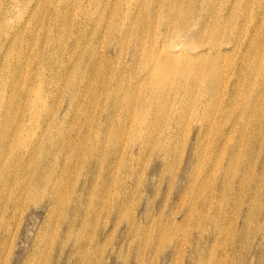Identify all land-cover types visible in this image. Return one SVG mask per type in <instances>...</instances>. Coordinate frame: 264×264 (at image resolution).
Masks as SVG:
<instances>
[{"label":"rangeland","instance_id":"1","mask_svg":"<svg viewBox=\"0 0 264 264\" xmlns=\"http://www.w3.org/2000/svg\"><path fill=\"white\" fill-rule=\"evenodd\" d=\"M2 1V11L4 10L3 13L6 14L3 17L2 11L0 12V54H4L0 55V85L3 84L2 86L7 91L15 90L16 94L24 93L23 90L28 86L32 89L28 94L34 95L35 89L39 88L44 101L41 102L43 105H40L38 112H31L29 108L25 107L22 138L18 139V144L14 143L8 147L9 149H0V165L12 166L14 169V173H9L3 180L0 176V180H2L0 183V264H32V257L35 258L37 254L39 255V249L36 250L37 252L35 249L39 246L38 239L43 232L36 234L39 229L42 231L44 227L46 229L41 245L45 247L40 248L42 255L38 259L39 261H35L33 264H46V262L47 264H56L59 257V238L56 231L60 229L67 231L70 228L78 231L79 238L71 248L69 245L66 250L62 251L63 254L59 258V262L62 264H97L96 262L98 264H192L190 259L195 261L194 264H198L199 261V264H202L201 261H204L203 264H251L253 260L248 254L246 256L242 253L235 254L238 247L235 246L234 232L228 229L230 216H223L222 228L219 230L215 231L214 226L210 224L211 218L215 216V210L211 208V204L216 202L212 197L214 196L211 193L212 186H206L205 199L197 197L211 180H208L210 178L208 170L213 165V161L206 163L207 169L204 171L202 156L213 155V151L215 153L218 150L217 147L220 143H217L214 148H210L208 145L209 132L200 128H195L198 130L196 132L189 131L187 134L189 141L183 148L180 158V160L184 158V161L177 165L172 176L166 181L164 180V171L161 174L159 170H155L158 168L146 167L143 164L150 153L151 144L148 143L141 166L134 174L127 173L125 175L124 168H119V164L127 148L121 142L118 145V151L111 155L112 158L107 153H102L99 154V162L95 161L98 147L99 115L102 110L101 103L96 97L99 98L101 84H106L107 87L115 85L117 76L114 72L118 71L120 74L118 77H124V84H128L130 81L133 82L134 75L142 70V65L130 62L129 55V48L136 42L137 33L146 37L145 43L162 44L160 42H165L166 37L162 33L166 28L165 22H163L165 20H161L160 17L162 14L170 13V2H177L185 8L193 9L195 15L204 13V17L202 16L201 19L202 26L204 22L205 24L208 22L207 25L211 26L216 14L227 15V17L233 15L231 24H225L228 33L226 37L230 40L229 43L223 45L226 49L225 55H227L220 59L224 72L222 78L229 79L223 83V86L227 88L224 92L228 97L223 112L230 116L224 122L223 113L217 111L218 113L210 118L206 128L216 129L221 125L225 131L223 135L231 136L234 129L237 130L236 136L244 135L248 131V121L252 119V116L251 113L244 114L241 103L246 98L239 93L250 90L254 74L251 75V72L255 66L253 69L249 68V71L244 68L240 71L238 68L242 58L247 55L251 59L264 57V18L261 19L264 15V10H262L264 9V0H248V4L247 0H19L13 4L11 0ZM46 1L47 4H45ZM208 9L210 10L208 11ZM234 12L236 13L234 14ZM257 21L263 26L262 31H257L255 28ZM19 22L23 23L24 28L19 30L22 34L18 33L17 43L11 44L8 39L9 34L13 30L12 26L15 24L18 26ZM232 24L235 25L234 27L238 25V28L232 27L231 30ZM153 31L156 32L153 34ZM255 34L260 38V41L257 39V42L263 43V49L260 46V49L253 47L246 51L244 47L232 46L231 40L239 38L241 41ZM203 36H205L202 41V43L204 42L203 46L207 47L211 42L208 37L209 33H205ZM117 40L119 43L121 42V46L117 45L120 47L116 51L111 47L107 48L110 43L117 44ZM191 41L193 42V40ZM191 46L192 44L189 42L187 48L190 51H192ZM46 50L54 52L52 58L42 56ZM239 50L241 51L238 52ZM93 56H97L98 59L105 58L104 60L109 62L105 67L108 71L105 78L96 75L95 72H89L85 63H88ZM83 59L85 60L83 61ZM95 68L102 69V65H97ZM59 72L64 75H60ZM109 72L110 74H108ZM103 79H106L105 82ZM75 80L80 90L73 92L70 97L67 86ZM95 88L98 92L94 91ZM84 98H87L88 102ZM21 111L22 107L18 112H15V120H11V135L14 133L19 120L18 113ZM116 112L123 113L120 108ZM49 118L53 120L48 129L51 132L53 143L44 140L49 124L46 123V120ZM212 118L214 121L218 118L217 122L211 124ZM113 126L114 122L111 120L109 128ZM64 136L72 137L73 140L62 141ZM194 145H200L201 148L198 158H195L194 161L198 160L194 166L188 168V174H183L182 167L185 165V159L192 152ZM42 156L45 157L42 159ZM43 164L44 170H50L49 173L54 178L53 181L58 183L56 187L58 197L54 201L61 199L59 203L54 204L56 207L49 214L48 209L43 207V201H40L41 190L37 192V196L28 198V188L33 178L39 175L38 169L43 168ZM178 166H181L180 169ZM43 176L46 178V175ZM16 178L21 181L16 183ZM194 179L196 180L195 184H193ZM174 180L177 181V184L172 190ZM147 185L152 190L147 191L145 195L147 197H143V202L138 204L140 195L142 196L141 191ZM101 187L104 188L103 192L100 190ZM158 190L160 195L156 198L155 194ZM148 192H150L149 196ZM185 194H188L187 197L191 195L192 200L187 201ZM13 202L16 203L12 204ZM228 202L230 200L227 196L224 203L228 206ZM200 205L204 212L203 216L196 221L195 212ZM263 213L264 207L258 219L259 223L264 220ZM66 215H68V220H64ZM195 223L199 225L198 229L194 227ZM247 239L250 240L249 237ZM122 244L124 247L121 254L119 256L112 254V259H107L112 247H119ZM44 258H47V261Z\"/></svg>","mask_w":264,"mask_h":264},{"label":"bare ground","instance_id":"2","mask_svg":"<svg viewBox=\"0 0 264 264\" xmlns=\"http://www.w3.org/2000/svg\"><path fill=\"white\" fill-rule=\"evenodd\" d=\"M16 1H19V0H11L12 4L15 3ZM2 2L3 1L0 0V12L3 9ZM210 2L212 3V1ZM45 4H47V1ZM170 4H171L170 6H171L172 11L170 10L169 14H162L160 17L161 20H165L163 22H165L164 24L166 28L162 31L163 35H165L166 37L165 42H160L162 44H156L155 42L145 43L146 37L143 35L141 36L137 33L136 34L137 36L135 37L136 42L133 43L131 47L129 48L130 49L129 50L130 62H137L138 64L143 66L140 73L134 75L133 82L130 81L128 82V84H124L123 82L124 77H118V75L120 74L118 71H116L114 72V74L117 76V78H116L115 85H113V87L112 86L107 87L106 84H103V85L101 84V88L99 87L100 95H99V98L96 97V99L100 101L101 103L100 108H102V110H100L101 112L99 115V129H98L99 131H98V139H97L98 147L96 149L97 154L95 157V161L96 163L99 162L98 160L99 154L101 155L102 153H107L112 158L111 155L115 154L118 151V145L121 142L122 144L126 145L127 150L125 152V155H123L122 153L123 158L119 164V168L120 167L124 168L125 175L127 173L134 174L135 171H137V168H139L142 164L143 157L145 156V149L149 143L151 144L150 153L146 157V159L143 161V164L146 167L153 166L154 168H158L155 170L156 171L159 170L161 174H162V171H164L165 172L164 180L166 181L172 176V172L177 167V165L184 161V158L182 160H180V158H181V155L183 154V148L186 147V144L189 141V137L187 136V134H189V131L191 132L192 130H194L196 132L198 130H196L195 128H200L205 132H209L210 133V137L208 140L209 147L214 148L217 145V143H220V145L217 147L218 150L215 153L213 151V155L206 154L202 156L203 166L205 167L204 171H206L207 169L206 163L213 161V165L208 170V172H210V178H208V180L209 179L211 180L205 185V189L201 191L200 195L197 197L201 199L202 198L205 199V196H206L205 194L207 191L206 186H212L211 193L214 195L212 197L215 198L216 202H213L211 204V208L215 210V216L211 218L210 224L214 226L215 231L219 230L220 228H222L223 216L224 217L230 216V222L228 225V229L234 232V239L236 242L235 246L238 247L237 250L235 251V254L242 253L243 255L245 254V256L248 254L249 257L253 260L251 264H264V220L260 223L258 222V219L260 215L262 214V208L264 207V57H261V58L258 57L256 59L254 58L251 59L247 55L248 58L243 57L241 60L242 61L241 65L238 68L240 71L244 69H247L249 71V68L253 69V67L255 66V69H253L251 72V75L254 73L251 79L252 88L250 87V90H244L243 92L239 93L240 95H243L246 98V100L241 103L244 114L249 115V113H251V116H252V119H249L248 121V131L242 136L241 135L236 136L235 134L237 130L234 129L232 135L228 136V135H223L225 131L221 128V125L216 127V129L215 128L207 129L206 125L209 123L210 118L216 115V113H218L217 111L223 113L224 118H225L224 122L227 121V119H229V116H230L228 113L224 114L223 112L226 108L225 101L228 100V97L226 93L224 92L227 88L223 86V83L228 81L229 79L224 80V78H222L224 72L222 70L223 65L221 66L220 64L221 63L220 59H222V57L226 53V49H224L223 45L230 42V40L226 37L228 33H227V29H225V24L226 23L231 24V22L233 21L232 19L233 15L232 16L230 15L231 17H227V15L224 16L222 14H216L214 22L212 21L211 26L207 25L208 22H206V24L204 22V25L202 26L201 19L204 13L195 15L193 14L195 13L192 11L193 9H190L187 7L185 8L181 4H178L177 2H170ZM247 4H248V0H247ZM23 5L25 6V4ZM209 10L210 9H208V11ZM66 11H67L66 13H68V10ZM3 12L4 10L2 11L1 15L4 17L6 13H3ZM236 12H234V14ZM53 14L51 15L53 16ZM262 16H261L262 17L261 19L264 18V15ZM234 24L231 25L230 27L231 30L233 28H238L237 27L238 25L234 27L235 26ZM15 25L12 26L13 30L12 32L10 31L11 33L9 34L10 36L8 37V39H10L11 41V44L17 43L16 40L18 37V33L22 34V32H19V30H21V28L23 27V23L19 22L18 26L17 25L15 26ZM255 28L257 29V31L263 30V26L259 24L258 21L255 23ZM155 32L153 31V34ZM237 32H240V31H237ZM150 33L152 34V32ZM205 33H209L208 37L211 40L210 45L208 46L206 45L207 47L203 46L204 42L202 43L205 37L203 35ZM77 35L78 34H76V36ZM258 37L259 36L255 34L241 41H239V38L236 40L233 39L231 40L232 46H236V48L237 46L244 47L246 51H248L250 48H253V47L258 49L264 43V40H263V43L261 44V42H259L260 38ZM257 39H259L258 42H257ZM118 40H117L118 42L117 44L113 45L110 43L108 44L107 48L111 47L116 51L118 47L121 46L120 45L121 42L119 43ZM160 40H163V39H160ZM191 40H193V42ZM188 41L191 42L192 44L191 46L192 51H190L187 48V45L189 43ZM117 45H120V46H117ZM262 49H263V46H262ZM98 51L99 50L97 49V52ZM240 51L241 50H239L238 52ZM257 52L259 51L257 50ZM2 54L0 55L2 56ZM52 54H54V52L52 53L50 50L49 51L46 50V52L44 51V54H42V56L45 58H52L53 57ZM106 55L108 54L106 53ZM96 57L97 56L91 57L89 62L85 64L88 66L89 72L91 73L95 72L96 75H99L102 78H105V74L108 72L105 69V67L108 65L107 63L109 62H107V60H104L105 58L98 59ZM84 60L85 59H83V61ZM225 60L226 59H224V61ZM100 64L102 65V69H98V68L96 69L95 67ZM110 72L108 74H110ZM60 75H64V74L60 73ZM249 76L250 74L248 75V77ZM105 80L103 79L104 82ZM75 82L76 80L72 81V83H70L69 86H67L70 91V97L73 92H76V90L77 91L80 90L79 85H76ZM2 85H0V149L4 150L10 147L14 143L18 144L19 143L18 139L22 138V131L24 129V109L25 107L29 108L31 112L32 111L38 112L40 105H43L42 103L44 101V98L41 95L40 93L41 91L39 90V88L35 89L34 95L28 94L29 91L32 90L30 89L31 87L29 88L28 86L25 90H23L24 93L17 92L18 94H16L15 90L11 89L10 91H7ZM95 86L96 85L94 84V87ZM229 88H230V85L228 86V89ZM95 90L96 88L94 89V91ZM234 97H236V95H234ZM19 99H20V102H18ZM84 100L86 101L87 98L86 99L84 98ZM20 107H22V111L18 113L19 120L16 124L14 133L11 135L10 133L11 120L15 118L16 116L15 112H18ZM119 108L123 111V113L116 112V110ZM80 116L82 117V115ZM217 119L214 121V118H212L211 124L212 123L214 124V122L216 123ZM111 120H113L114 126L109 128ZM46 121H47L46 123H49V124L47 126V132L45 134L44 140H49L53 143L52 141L53 138H52V135L50 134L51 132L48 131L49 126L53 122V120L49 118ZM89 121L91 122V120ZM125 123L127 124L126 127H125ZM87 127L89 128V126ZM85 134L87 135V133ZM69 136L62 137V141L73 140L72 137H69ZM196 139H199V138L196 137ZM42 140L43 138L41 137V141ZM74 142H76L75 139H74ZM200 150H201L200 145H194L192 147V152L186 157L185 165L182 167L183 174H188L189 173L188 168L196 164L198 159L196 161L194 160L195 158H198ZM216 156H217V159H216ZM44 157L45 156H42V159ZM177 161H179V163H177ZM42 167L43 168L40 167V169H38L40 172L39 175L33 178L28 188V198L35 196L37 192L41 190L42 197H40V201H43V207H45L46 210L48 209L47 212L49 214L56 207L54 204L59 203L61 199H57L56 201H54L56 197H58L56 194V191H57L56 187L58 183L56 181H53L54 178H52V176L50 175L49 173L50 170L49 171L48 169L44 170V164L42 165ZM180 167L181 166H178L179 169ZM9 173H12V174L14 173L13 167L12 166L9 167L7 165L1 164L0 165V176L2 177L1 179L3 180V178L6 177ZM43 175H46V178H44ZM197 177H196V180H197ZM2 180H0V183ZM196 180L194 179L193 184H195ZM20 181L21 180L16 178V183ZM43 181L45 182L41 183ZM176 184H177V181L174 180L172 183V190L174 189ZM100 190L102 191L104 190V188L101 187ZM151 190L152 188L148 187V185L144 186L143 190L141 191L142 196L140 195V200L138 204L143 202L142 198L147 197L145 196L146 192L151 191ZM149 195H150V192H148V196ZM159 195H160V191L158 190L157 193L155 194V197L158 198ZM187 195L185 194V199L187 201L192 200L193 197L191 195L187 197ZM227 196H228V200H230V202H228V206L226 205V203H224V199H226ZM15 203L13 202L12 204H15ZM52 203H53V206L49 210ZM146 206H147V203H146ZM203 212H204L203 207L200 205L199 209L195 212L196 221L203 216ZM64 220H68V215L65 216ZM194 227L198 229L199 225L198 224L196 225L195 223ZM45 229L46 227L42 228V231H40L39 229L36 235H38V233L41 234V232L44 233ZM64 230L65 229H60L56 231L58 234V238H59V241H58L59 257L57 259L58 262L56 264H62L59 262V258L61 254H63L62 251L64 249L66 250V248L69 245H71L70 246L71 248L74 242H77L79 238L78 237L79 233L75 229L72 230L70 228L67 231H64ZM224 230L226 232V229ZM43 233L41 237L38 239L39 246L35 249V251L39 249L38 250L39 255L37 254L35 258L32 257V261H31L32 264L35 261H39L38 259L42 255V250L40 248L45 247L41 245L43 241ZM248 237L250 238V240L247 239ZM123 247H124L123 244L120 245L119 247H112V249L109 251L107 259L108 258L112 259V254H114L115 256H119L121 254L120 252L122 251ZM47 258H44V259H46L47 261ZM190 261L192 264H194L195 262L192 259H190ZM201 262L202 264L204 263V261H201ZM96 263L98 264V262ZM247 264H250V263H247Z\"/></svg>","mask_w":264,"mask_h":264}]
</instances>
